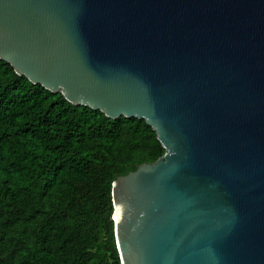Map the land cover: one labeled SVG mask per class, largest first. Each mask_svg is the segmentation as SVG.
Here are the masks:
<instances>
[{
	"label": "water",
	"instance_id": "obj_1",
	"mask_svg": "<svg viewBox=\"0 0 264 264\" xmlns=\"http://www.w3.org/2000/svg\"><path fill=\"white\" fill-rule=\"evenodd\" d=\"M0 59L156 132L113 182L122 264H264V0H0Z\"/></svg>",
	"mask_w": 264,
	"mask_h": 264
},
{
	"label": "trees",
	"instance_id": "obj_2",
	"mask_svg": "<svg viewBox=\"0 0 264 264\" xmlns=\"http://www.w3.org/2000/svg\"><path fill=\"white\" fill-rule=\"evenodd\" d=\"M164 154L145 120L73 105L0 59V264H122L113 182Z\"/></svg>",
	"mask_w": 264,
	"mask_h": 264
}]
</instances>
